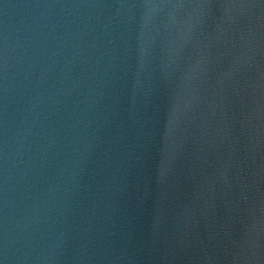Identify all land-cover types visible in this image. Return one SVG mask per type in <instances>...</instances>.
<instances>
[{
  "label": "water",
  "instance_id": "obj_1",
  "mask_svg": "<svg viewBox=\"0 0 264 264\" xmlns=\"http://www.w3.org/2000/svg\"><path fill=\"white\" fill-rule=\"evenodd\" d=\"M0 264H264V0H0Z\"/></svg>",
  "mask_w": 264,
  "mask_h": 264
}]
</instances>
